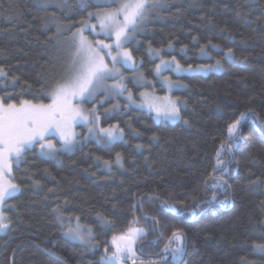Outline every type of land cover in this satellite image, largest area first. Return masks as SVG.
<instances>
[{
    "label": "trees",
    "instance_id": "trees-1",
    "mask_svg": "<svg viewBox=\"0 0 264 264\" xmlns=\"http://www.w3.org/2000/svg\"><path fill=\"white\" fill-rule=\"evenodd\" d=\"M121 2L0 0V97L49 102L68 73L72 32ZM126 46L149 79V49L181 64L216 58L225 68L172 74L184 85L173 92L184 101L174 123L130 108L101 120L123 132L111 145L81 140L52 157L26 151L12 168L19 191L3 206L10 223L0 264H104L110 238L133 226L146 229L136 243L141 264L177 230L185 252L175 264H264V0H160ZM227 49L233 58L224 61ZM249 110L226 151L228 126ZM221 145L226 170L216 167ZM75 222L90 227L98 249L62 236Z\"/></svg>",
    "mask_w": 264,
    "mask_h": 264
},
{
    "label": "snow or ice",
    "instance_id": "snow-or-ice-1",
    "mask_svg": "<svg viewBox=\"0 0 264 264\" xmlns=\"http://www.w3.org/2000/svg\"><path fill=\"white\" fill-rule=\"evenodd\" d=\"M155 6L156 4L150 3V0H122L114 11L95 14L100 28L115 36V47L121 50L117 56L112 57L113 67L110 68L104 62L100 51L93 47L83 35V29H80L78 33L73 34L75 48L68 75L52 86L49 92L50 103H33L29 100L15 103L8 102L10 97H0V232L8 229L10 223L2 208L7 200L19 191L18 185L12 181L13 164H18L25 152L37 144L42 155H55L56 146L51 142L50 137L56 135H59L63 141L61 147L69 148L74 144L75 134L71 131L73 124L78 120H89L88 116L83 115L79 106L80 102L94 96L107 79L118 74V70L115 69L117 62L128 64L131 61L132 58L124 48V44L131 34L137 31L148 11ZM89 15L91 17L93 14ZM84 27H87V24ZM92 27L94 29L96 26ZM77 35L79 36L78 40L76 39ZM103 47L108 48L107 54L111 55V45L105 44ZM228 51L231 54V49ZM120 55L124 57L123 60H118ZM171 66L172 62L162 60L161 64L157 65L156 71L159 73ZM221 69L222 66L217 61L215 65H210L207 68H189L187 71ZM176 70L184 71L179 63L176 64ZM2 74L3 70L0 69V75ZM115 87L119 88L118 85ZM73 101H77V103H73ZM164 101L165 103L161 106L149 105V107H155L157 117L163 115L165 119H179L177 101L169 100L167 97L164 98ZM250 116H252L251 110L241 113L240 117L228 126V134L232 142L226 151L230 152L235 146L239 139L236 133L240 125ZM253 123H256L255 119H253ZM257 127L261 132H264V125L258 124ZM100 131L106 133L110 141L118 138L113 129H101ZM224 150V146L221 145V151L217 152L216 167L226 170L224 160L221 158ZM218 186L222 187V185ZM221 203L223 202L221 201ZM135 233L138 236L145 234L143 229H135ZM69 235L73 239H83L79 228L70 229ZM119 239L127 240L128 243L123 248L117 245L115 253L102 257L104 264H118L122 259L135 257L132 249L133 237L122 236ZM116 240L117 237H113V243H116ZM258 247L264 249V245ZM184 252V235L180 230L174 231L168 237V242L163 249L157 254V259L151 260L149 264H168L169 260L175 264L182 259Z\"/></svg>",
    "mask_w": 264,
    "mask_h": 264
},
{
    "label": "rangeland",
    "instance_id": "rangeland-1",
    "mask_svg": "<svg viewBox=\"0 0 264 264\" xmlns=\"http://www.w3.org/2000/svg\"><path fill=\"white\" fill-rule=\"evenodd\" d=\"M152 2L155 3L156 4L155 7H157L158 3H160V0H150V3ZM150 10L148 11L147 15L149 14ZM85 24H87V27H84ZM93 25L96 26L94 29L92 27ZM80 29H83V35L87 38L89 42H91L93 47L97 48L100 51V55L104 57V62L107 63L110 68L113 67L112 57L117 56V54L121 52L120 49H117L115 47V36L102 30L97 20L93 22L82 23L77 29H75L72 32V35L74 33H78V30ZM136 32L137 31L132 33L128 41L124 44V48H126V50L128 51V53L132 58L131 61H129L128 64H122L117 62L115 64V69L118 70V74L113 75L112 77L107 79L104 82V85L101 86L96 91L94 96H92L86 101L80 102L79 104L80 109L83 115L89 117V120L88 121L78 120V122L73 124L71 131L75 134L74 144L69 148L61 147L63 141L60 139L59 135L50 137L51 142L56 146V152L55 155H44V156L52 157V156H56L57 153L62 151L69 152L73 150L81 140L85 141L87 139H95V141L100 142L103 145H111L112 143L121 140L123 137V132L118 127V125L116 123L109 125H101V120L103 119L104 116H108L112 113L123 112L130 108L144 110L151 113L153 120L155 122L174 123L180 120V118L177 120H171V119H165L163 115L157 117V112L155 110V107L152 108L149 107V105L161 106L163 103H165L164 98L167 97L169 100L177 101V106L179 108V114L181 117V109L184 106V101L178 96H175L173 92L176 89L182 88L184 85L180 79L174 78L172 74L174 76L189 75L194 73L207 74L209 72H221L225 68L224 63L220 60H217L216 58H214L213 61L209 60L206 62H200L196 64H181L180 62H178L175 56L166 57L162 55L161 49H149V55L151 56V58L156 60L153 68V78L149 79L144 75L142 68L138 67L137 60L134 58L133 54H131L130 49L126 46L127 43L135 37ZM76 39L77 40L79 39L78 35L76 36ZM105 44L111 45V55L107 54L109 52V49L103 47V45ZM74 48L75 45L72 44L70 50V61L68 66V72L71 66ZM228 50L229 49H227L223 53L224 55H222V59L224 61H229L233 58L232 50H231V54H229ZM198 56L199 58L211 59V54L203 50L198 51ZM123 59L124 57L122 55L118 56V60H123ZM162 60L172 62V66L171 68L164 69L159 73H157L156 71L157 65H160ZM217 61H219L220 65L222 66L221 70L187 71V69L189 68L204 69L210 65H215ZM177 63H179V65L182 67V69H184V71L178 72L176 70ZM66 75H68V73ZM155 83L157 85H154ZM117 85L119 86V88L115 87ZM159 88H161L162 90L158 91ZM129 97H131V99H129ZM50 102L51 99L49 102H45V103L44 102H33V103L48 104ZM73 103H77V101H73ZM101 129H113L118 138L110 141L106 133L100 131ZM36 148L38 149L39 153H41L38 144L36 145ZM116 159L117 161L120 160V155H117ZM77 228H79L83 236L82 240L73 239L69 235L70 229H77ZM135 229H143L144 232L146 233L145 228L133 226L123 233L113 235L109 241L111 251H108L105 248L103 254L101 255V258L106 256H111L113 253H115L117 249V245H120V247L123 248L124 245L128 243L127 240L124 241L120 240L119 239L120 237L131 236L134 239V243H132V249L135 253V257H133V259H126V258L122 259L118 262V264H141L138 263L139 261H138V252L136 250V243L138 239L142 236H138L135 233ZM8 230L9 227L8 229L0 232V235L6 234ZM62 236L71 242L79 244L87 252L94 251L96 248L98 249V244L93 238V234L90 227L83 225L79 222H75L73 226H68L64 228L62 231ZM113 237H117L116 243H113Z\"/></svg>",
    "mask_w": 264,
    "mask_h": 264
}]
</instances>
